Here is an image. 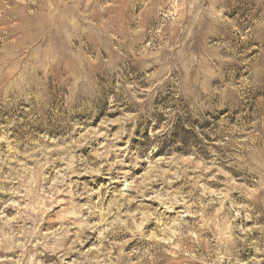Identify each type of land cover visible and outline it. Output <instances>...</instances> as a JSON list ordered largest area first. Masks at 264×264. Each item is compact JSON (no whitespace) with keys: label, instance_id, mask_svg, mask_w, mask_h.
<instances>
[{"label":"rangeland","instance_id":"374dc122","mask_svg":"<svg viewBox=\"0 0 264 264\" xmlns=\"http://www.w3.org/2000/svg\"><path fill=\"white\" fill-rule=\"evenodd\" d=\"M262 49L264 0H0V264H264Z\"/></svg>","mask_w":264,"mask_h":264},{"label":"clouds","instance_id":"9594fccd","mask_svg":"<svg viewBox=\"0 0 264 264\" xmlns=\"http://www.w3.org/2000/svg\"><path fill=\"white\" fill-rule=\"evenodd\" d=\"M261 52L264 53V49H262ZM261 58L262 57L259 56V55L256 57V59H261ZM254 64H255V60H253V62L248 65V69H246V71H248V76L247 77H244V81L245 82L248 81L249 77H251L252 80H255L256 79V77L254 75V73L256 72V68L253 66ZM230 87H231V85H227L226 86V88H230ZM232 91L233 92H236L235 89H232ZM223 93H224V90H222V95H223ZM237 94H238V92H237Z\"/></svg>","mask_w":264,"mask_h":264}]
</instances>
